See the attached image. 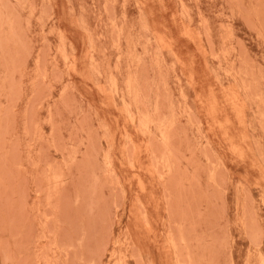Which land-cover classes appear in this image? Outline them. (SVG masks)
Here are the masks:
<instances>
[{
	"label": "rangeland",
	"instance_id": "rangeland-1",
	"mask_svg": "<svg viewBox=\"0 0 264 264\" xmlns=\"http://www.w3.org/2000/svg\"><path fill=\"white\" fill-rule=\"evenodd\" d=\"M0 264H264V0H0Z\"/></svg>",
	"mask_w": 264,
	"mask_h": 264
}]
</instances>
